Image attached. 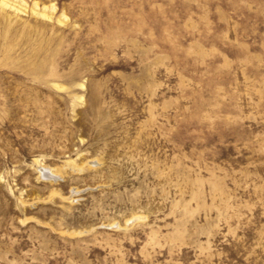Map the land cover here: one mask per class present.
Wrapping results in <instances>:
<instances>
[{"label":"rangeland","instance_id":"rangeland-1","mask_svg":"<svg viewBox=\"0 0 264 264\" xmlns=\"http://www.w3.org/2000/svg\"><path fill=\"white\" fill-rule=\"evenodd\" d=\"M0 0V264H264V0Z\"/></svg>","mask_w":264,"mask_h":264},{"label":"bare ground","instance_id":"bare-ground-1","mask_svg":"<svg viewBox=\"0 0 264 264\" xmlns=\"http://www.w3.org/2000/svg\"><path fill=\"white\" fill-rule=\"evenodd\" d=\"M2 4H3L4 6H9L8 1H6V0H2Z\"/></svg>","mask_w":264,"mask_h":264}]
</instances>
